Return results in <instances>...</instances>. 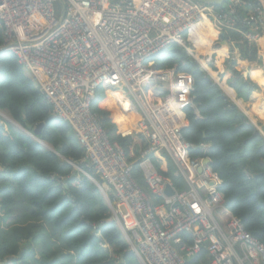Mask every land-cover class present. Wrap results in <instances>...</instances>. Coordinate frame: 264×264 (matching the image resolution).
Masks as SVG:
<instances>
[{"label": "built area", "instance_id": "built-area-1", "mask_svg": "<svg viewBox=\"0 0 264 264\" xmlns=\"http://www.w3.org/2000/svg\"><path fill=\"white\" fill-rule=\"evenodd\" d=\"M244 8L247 15L240 18ZM0 22L2 46L84 147L80 163L72 164L75 184L86 176L98 185L141 264H185L202 244L207 264H264V244L226 206L222 181L206 156H190L193 145L182 128L184 109L192 104V75L155 68L151 60L172 43L195 57L184 33L200 23L235 33L237 40L227 39L231 46L246 41L258 47L264 38V0H226L223 7L196 0H0ZM226 57L242 61L231 51ZM121 86L132 99L136 120L119 130L147 143L136 157L133 144L127 156L110 141L91 110L98 88ZM161 152L172 160L173 175L183 178L184 189L157 172L150 155ZM136 165L157 202L135 180ZM90 172L102 178L101 185ZM167 183L172 195L164 192Z\"/></svg>", "mask_w": 264, "mask_h": 264}, {"label": "trees", "instance_id": "trees-1", "mask_svg": "<svg viewBox=\"0 0 264 264\" xmlns=\"http://www.w3.org/2000/svg\"><path fill=\"white\" fill-rule=\"evenodd\" d=\"M246 15L247 8L241 9L239 17ZM224 38L238 39L231 31H226ZM2 44L0 22V47ZM237 44L241 60L264 74L258 47L246 41ZM214 56V52L207 54L202 58L204 64L245 102L246 110L264 130V115L250 100L257 85L244 77L242 61L226 57L220 63ZM152 60L155 68L168 67L192 75V105L184 109L182 128L183 136L193 145L190 156L210 158L211 169L222 181L220 191L226 206L264 244V138L254 135L255 124L185 48L172 43ZM117 92L99 88L91 110L110 141L119 143L127 156L133 144L138 156L146 141L134 142L130 135L122 134L115 123L118 112L106 106L119 95ZM0 109L21 126L31 125L32 134L42 123L34 135L51 147L43 148L40 141L16 131L0 117V264H141L97 185L85 176L80 186L75 184L72 164L80 163L84 147L71 126L52 115V106L9 51L0 52ZM202 143L206 150L200 148ZM150 158L158 173L177 189L185 188L183 178L173 175L174 165L168 156L164 161L159 156ZM132 174L157 202L137 165ZM92 176L102 184L99 175ZM208 260L206 244H202L185 264H207Z\"/></svg>", "mask_w": 264, "mask_h": 264}, {"label": "crops", "instance_id": "crops-1", "mask_svg": "<svg viewBox=\"0 0 264 264\" xmlns=\"http://www.w3.org/2000/svg\"><path fill=\"white\" fill-rule=\"evenodd\" d=\"M221 31L218 30L214 26L207 25L206 23H200L196 27H194L191 31L185 32L184 37L187 40V44L189 45L190 49L192 50L193 54L197 58V61L200 63H203V60L200 58H205L207 54H211L214 52L215 56L214 59L220 63H222L226 56L227 53L225 52H218L215 49L219 46L218 42L223 40V37L221 36ZM261 45H264V42L260 41L259 47ZM232 51L236 56H240V48L238 45L235 47H232ZM264 50H262V55L264 58ZM200 57V58H199ZM243 65L245 66V70L243 72V75L245 78H249L253 83L257 85V87L253 90L250 100L251 102L255 105L256 109L264 115V75L263 73H260L259 70H251L247 62H243ZM263 64H264V59H263ZM259 67V66H258ZM224 86L227 85L226 82L222 83ZM219 85L223 87L220 83ZM228 86V85H227ZM229 87V86H228ZM160 88L163 89L162 85H160ZM230 88V87H229ZM222 89V88H221ZM224 89V90H223ZM223 91L225 94L233 100L234 103L238 104V107L246 113V115L251 119V121L255 124V126L258 127V122L257 119L253 117V114L246 110L245 108V102L238 98L235 91L231 88L227 90V87H223ZM118 93V92H117ZM117 97L109 100L106 103V106L109 107L108 103H112L113 107H109L112 109H115L119 113L120 119L118 120V125L121 127V129H126V121L130 120L129 125L135 122L136 116L132 110V102L131 99H126V97H122L120 99H117ZM197 110V109H196ZM196 115L199 117V111L197 110ZM162 153V152H161ZM162 160L164 161L165 158L161 156V154H157Z\"/></svg>", "mask_w": 264, "mask_h": 264}, {"label": "water", "instance_id": "water-1", "mask_svg": "<svg viewBox=\"0 0 264 264\" xmlns=\"http://www.w3.org/2000/svg\"><path fill=\"white\" fill-rule=\"evenodd\" d=\"M196 1H198V2H201V3H204V4H208V5H212V6H221V7H223L224 6V3H225V1L226 0H196ZM221 36L223 37V40H221V41H219L218 42V47L215 49L216 51H218V52H229V51H231V49H232V47H231V44L224 38L225 37V33L224 32H222L221 33ZM5 49L6 48H1V50L2 51H5ZM263 68H264V65H263ZM206 71H207V69H206ZM208 72V71H207ZM208 74H210L209 72H208ZM211 75V74H210ZM213 77V76H212ZM215 79V78H214ZM221 87V86H220ZM225 87H227L228 89H231V88H229L227 85H225ZM222 89H223V87H221ZM224 90V89H223ZM232 100V99H231ZM233 101V100H232ZM237 106H238V104L237 103H235ZM195 112L197 113V110H196V108H195ZM244 112V111H243ZM245 113V112H244ZM246 114V113H245ZM249 118V117H248ZM250 119V118H249ZM251 120V119H250ZM42 127V123H39V124H37L34 128H33V132H34V134H37L38 132H39V130H40V128ZM22 129H23V131L26 133V134H28L29 136H31V137H33V138H35V139H37L36 138V136L34 135V134H32L31 133V130H32V126L31 125H26V126H22ZM257 134H259V135H261V133H260V131L258 130V127H257V130L254 132V135H257ZM38 140V139H37ZM38 141H40V140H38ZM40 143L42 144V142L40 141ZM207 162H210V159H209V157H206L205 158V163H207ZM164 192H165V194H167V195H172L173 193H174V189L171 187V185L169 184V183H167L166 184V186H165V189H164ZM45 261L44 260H42V263H44Z\"/></svg>", "mask_w": 264, "mask_h": 264}, {"label": "rangeland", "instance_id": "rangeland-1", "mask_svg": "<svg viewBox=\"0 0 264 264\" xmlns=\"http://www.w3.org/2000/svg\"><path fill=\"white\" fill-rule=\"evenodd\" d=\"M261 41V43H262V41L264 42V38L263 39H261L260 40ZM260 43V42H259ZM236 45H233L232 47H235ZM262 50H264V45H261L260 44V47L258 46V49H257V54H258V58H260V60H261V65H262V63H263V55H262ZM225 53H227V52H225ZM264 53V52H263ZM200 58V57H199ZM201 60H203L202 58H200ZM204 62V61H203ZM205 63V62H204ZM205 65V64H204ZM206 66V65H205ZM207 67V66H206ZM208 68V67H207ZM245 70V69H244ZM208 71L211 73V75L216 79V78H218L219 79V83L225 88V86L222 84V83H224L225 81L224 80H222V79H220V77L217 75V73L216 72H212L209 68H208ZM264 75V74H263ZM102 88V87H101ZM117 91H118V93H119V95L120 96H124V97H126V99H130V97H129V95H128V92H127V90H126V88L124 87V86H121L119 89H116ZM108 105H109V107H113V105H112V103H108ZM114 108V107H113ZM3 115L5 116V117H1L2 118V120L3 121H5V122H7L6 120H8L9 119V121H11L12 122V124H11V126L13 127V129H15L16 131H19L20 133H25L24 131H23V129H22V126L20 125V124H18L17 122H15L10 116H9V114L8 113H6V112H3ZM258 130L260 131V133H261V135H262V137L264 138V130H263V128L258 124ZM130 134L131 135H133L134 136V138H135V142H140L141 141V139H140V137H136L134 134H133V132H130ZM42 147L43 148H45V149H51V147L50 146H48L47 144H45V143H42ZM161 155H163L166 159H167V154L165 153V152H162L161 153Z\"/></svg>", "mask_w": 264, "mask_h": 264}, {"label": "clouds", "instance_id": "clouds-1", "mask_svg": "<svg viewBox=\"0 0 264 264\" xmlns=\"http://www.w3.org/2000/svg\"><path fill=\"white\" fill-rule=\"evenodd\" d=\"M225 33V32H224ZM227 40V39H226ZM228 41V40H227ZM232 47V46H231ZM1 48H6L5 49V51H8V49H7V47L5 46V47H3V46H1L0 47V52L2 51L1 50ZM190 48V47H189ZM233 49V48H232ZM232 49H231V51H232ZM186 50V49H185ZM10 52V51H9ZM188 52V51H187ZM228 52V51H227ZM230 52V51H229ZM189 53V52H188ZM190 54V53H189ZM191 55V54H190ZM194 55V54H193ZM192 56V55H191ZM195 56V55H194ZM194 59H195V57H193ZM153 59V58H152ZM151 59V60H152ZM196 61H197V59H195ZM154 61V60H153ZM200 63V62H199ZM204 63V62H203ZM201 64V63H200ZM205 66V65H204ZM203 66V67H204ZM22 67V66H21ZM263 67V66H262ZM164 68H168V67H164ZM23 69V68H22ZM159 69V68H158ZM204 69L206 70L207 69V71H208V68L205 66L204 67ZM25 72V71H24ZM209 72V71H208ZM210 73V72H209ZM211 74V73H210ZM212 76V75H211ZM213 79H214V77H212ZM214 81L215 82H217L218 84H219V79L218 78H216V79H214ZM159 86H160V84H159ZM220 86V85H219ZM99 89V88H98ZM104 89H110V88H104ZM130 97V96H129ZM121 98V96H119L117 99H120ZM130 99H131V97H130ZM154 99H158L159 100V98H154ZM155 101H157V100H155ZM131 102H132V99H131ZM192 105V104H191ZM190 105V106H191ZM0 110H4V109H0ZM115 110V109H114ZM4 111H6V110H4ZM117 111V110H116ZM118 112V111H117ZM6 113H8L7 111H6ZM9 114V113H8ZM10 116V115H9ZM120 119V117H119V113H118V116H117V119H115V123H116V125H117V127L119 128V125H118V120ZM1 120H2V118H1ZM184 120H185V114H184ZM3 121V120H2ZM8 123L10 122L11 124H12V122L11 121H9V119L8 120H6ZM9 123V124H10ZM72 129V128H71ZM256 129H257V126H256ZM124 135H130V137H131V134H124ZM141 139V138H140ZM133 140V139H132ZM142 140V139H141ZM134 141V140H133ZM42 142V141H41ZM135 142V141H134ZM43 143V142H42ZM133 152H134V148H133ZM161 154V153H160ZM139 155V154H138ZM155 156H157V155H155ZM168 156V155H167ZM136 157V156H135ZM169 157V156H168ZM207 157V156H206ZM170 158V157H169ZM132 159V158H131ZM210 159V158H209ZM75 165H78V164H75ZM73 166V165H72ZM93 173V172H92ZM92 173L90 172V174L92 175ZM95 174V173H94ZM98 175V174H97ZM86 177V176H85ZM93 177V176H92ZM94 178V177H93ZM95 179V178H94ZM90 180V179H89ZM92 181V180H91ZM96 181V180H95ZM93 182V181H92ZM97 182V181H96ZM94 183V182H93ZM98 183V182H97ZM96 184V183H95ZM98 184H100V183H98ZM97 185V184H96ZM101 185V184H100ZM97 187H98V185H97ZM98 189H99V187H98ZM99 191L101 192V190L99 189ZM101 194H102V192H101ZM103 195V194H102ZM104 197V196H103ZM104 199H105V197H104ZM110 199V198H109ZM105 201H106V199H105ZM106 203H107V201H106ZM108 205V204H107ZM109 207V206H108ZM126 239V238H125ZM126 241H127V239H126ZM128 242V241H127ZM129 244V243H128Z\"/></svg>", "mask_w": 264, "mask_h": 264}, {"label": "bare ground", "instance_id": "bare-ground-1", "mask_svg": "<svg viewBox=\"0 0 264 264\" xmlns=\"http://www.w3.org/2000/svg\"><path fill=\"white\" fill-rule=\"evenodd\" d=\"M264 65V64H263Z\"/></svg>", "mask_w": 264, "mask_h": 264}]
</instances>
